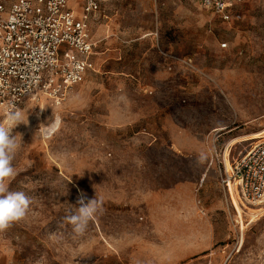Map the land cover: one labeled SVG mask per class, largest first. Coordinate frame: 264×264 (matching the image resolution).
<instances>
[{
	"label": "rangeland",
	"instance_id": "obj_1",
	"mask_svg": "<svg viewBox=\"0 0 264 264\" xmlns=\"http://www.w3.org/2000/svg\"><path fill=\"white\" fill-rule=\"evenodd\" d=\"M97 1L92 70L12 130L9 189L31 203L0 264H264V206L235 209L218 168L264 137V0L228 22L201 0ZM81 195L104 210L74 238Z\"/></svg>",
	"mask_w": 264,
	"mask_h": 264
},
{
	"label": "built area",
	"instance_id": "obj_2",
	"mask_svg": "<svg viewBox=\"0 0 264 264\" xmlns=\"http://www.w3.org/2000/svg\"><path fill=\"white\" fill-rule=\"evenodd\" d=\"M245 1L201 0V4L228 22L233 8ZM100 12L97 0H84L80 14L69 0L0 3V110L4 115L10 104L22 112L28 99L59 106L68 98L93 68L99 42L91 35V24ZM218 168L234 207V197L243 207L264 206V137L230 167L224 153Z\"/></svg>",
	"mask_w": 264,
	"mask_h": 264
},
{
	"label": "clouds",
	"instance_id": "obj_3",
	"mask_svg": "<svg viewBox=\"0 0 264 264\" xmlns=\"http://www.w3.org/2000/svg\"><path fill=\"white\" fill-rule=\"evenodd\" d=\"M6 123H0V231L10 227L13 222H18L27 216L31 198L23 191H11L9 182L16 176L13 160L20 147L22 135L19 140L12 130L19 124L25 123L24 114L10 104L5 114ZM60 123V118L55 117V124ZM43 130V129H39ZM199 162L203 157L199 156ZM103 202L98 198L88 199L81 195L77 205L69 209L66 216L75 237L83 236L88 231L91 221L103 213Z\"/></svg>",
	"mask_w": 264,
	"mask_h": 264
},
{
	"label": "bare ground",
	"instance_id": "obj_4",
	"mask_svg": "<svg viewBox=\"0 0 264 264\" xmlns=\"http://www.w3.org/2000/svg\"><path fill=\"white\" fill-rule=\"evenodd\" d=\"M225 163H226V165L228 166V167H230V164H229V162H228V160H227V156L225 155ZM234 199V204H235V209H236V205H238L239 207H242V208H244V209H249V207H243L237 200H236V198L234 197L233 198Z\"/></svg>",
	"mask_w": 264,
	"mask_h": 264
},
{
	"label": "crops",
	"instance_id": "obj_5",
	"mask_svg": "<svg viewBox=\"0 0 264 264\" xmlns=\"http://www.w3.org/2000/svg\"><path fill=\"white\" fill-rule=\"evenodd\" d=\"M70 4V3H69ZM71 7V6H70ZM72 8V7H71ZM74 10V8H72ZM241 158V157H240Z\"/></svg>",
	"mask_w": 264,
	"mask_h": 264
}]
</instances>
